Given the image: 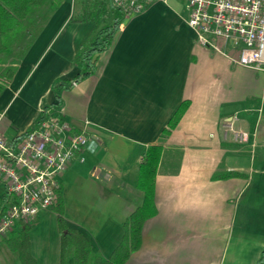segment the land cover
<instances>
[{
    "label": "crops",
    "instance_id": "obj_1",
    "mask_svg": "<svg viewBox=\"0 0 264 264\" xmlns=\"http://www.w3.org/2000/svg\"><path fill=\"white\" fill-rule=\"evenodd\" d=\"M74 1H61L15 63L0 93L4 136L30 129L45 111L85 130L83 160L74 155L58 176V197L66 226L104 257L142 202L141 157L159 144L154 213L124 264H255L264 246V71L236 64L237 51L222 39L201 45L186 9L182 18L156 0L126 17L110 47L94 55L93 73L74 80V58L97 29L67 20ZM56 79L71 83L57 90L59 100ZM182 102L186 108L162 137ZM232 115L248 134L243 143L224 133ZM0 199L4 206V188ZM56 217L51 205L29 223L36 264H59ZM1 236L0 264H21Z\"/></svg>",
    "mask_w": 264,
    "mask_h": 264
},
{
    "label": "built area",
    "instance_id": "obj_2",
    "mask_svg": "<svg viewBox=\"0 0 264 264\" xmlns=\"http://www.w3.org/2000/svg\"><path fill=\"white\" fill-rule=\"evenodd\" d=\"M154 1L110 0L126 17L144 11ZM180 1L196 41L207 46L222 39L237 51L236 64L264 71V0ZM236 119L232 115L224 121V133L243 143L248 134L234 125ZM88 141L84 129L75 131L56 116L40 120L12 139L0 130V182L6 194L0 236L11 231L18 221L32 222L42 209L56 202L58 176L74 155L81 154Z\"/></svg>",
    "mask_w": 264,
    "mask_h": 264
},
{
    "label": "trees",
    "instance_id": "obj_3",
    "mask_svg": "<svg viewBox=\"0 0 264 264\" xmlns=\"http://www.w3.org/2000/svg\"><path fill=\"white\" fill-rule=\"evenodd\" d=\"M61 1L0 0V64H5L0 70V93L4 85L10 81L15 63L41 30L46 19L57 9ZM125 18L126 14L124 11L112 5L110 0H76L74 2L73 11L69 14L68 21H90L97 28L92 38L74 58L79 68V73L74 80H79L93 73L95 69L94 55L110 47L115 33ZM25 38H27L29 43L22 47L20 42ZM16 50H18V53ZM70 86V82L54 80L52 89L56 98L59 100L58 89ZM186 106V102H182L178 106L170 117L167 126L163 129L162 137L175 126ZM45 112L38 116L35 124L47 117ZM53 116L59 117L58 114ZM160 151L159 144L149 145L141 157L138 166L137 189L142 192V202L125 219L122 238L108 257H104L93 250L87 238L80 232L66 226L62 215L61 199L57 193V200L52 206L56 212L57 225L60 232L59 264H67L69 258H73L74 264L125 263L129 255L140 244V232L143 221L154 213L153 179L160 158ZM3 211L4 206H0V216ZM4 235L1 236V239L4 240L10 250L17 253L21 264H36L30 253L29 223L20 222L16 228ZM255 264H264V246Z\"/></svg>",
    "mask_w": 264,
    "mask_h": 264
},
{
    "label": "rangeland",
    "instance_id": "obj_4",
    "mask_svg": "<svg viewBox=\"0 0 264 264\" xmlns=\"http://www.w3.org/2000/svg\"><path fill=\"white\" fill-rule=\"evenodd\" d=\"M73 0H70V3L72 2ZM74 2H76V0L74 1ZM165 2L167 3V5L169 6V7H171L173 10H175L176 11V13L178 14V15H180L182 18H185L186 16H185V6H184V4L180 1V0H165ZM73 11V8L71 9V12ZM71 12H70V14H71ZM68 20V19H67ZM72 23V22H71ZM21 43V45H22V47H25L29 42H28V40H27V38H25V39H23V41H21L20 42ZM18 50H16V52H17ZM18 53V52H17ZM8 138V137H7ZM0 188L1 189H3L4 188V186H0ZM4 202H3V200L2 199H0V205L1 204H3Z\"/></svg>",
    "mask_w": 264,
    "mask_h": 264
}]
</instances>
